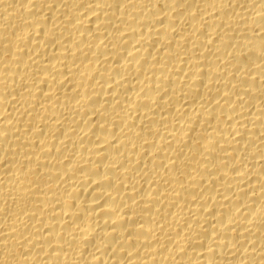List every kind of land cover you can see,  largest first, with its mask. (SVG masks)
<instances>
[{
    "label": "bare ground",
    "instance_id": "6f19581e",
    "mask_svg": "<svg viewBox=\"0 0 264 264\" xmlns=\"http://www.w3.org/2000/svg\"><path fill=\"white\" fill-rule=\"evenodd\" d=\"M0 264H264V0H0Z\"/></svg>",
    "mask_w": 264,
    "mask_h": 264
}]
</instances>
